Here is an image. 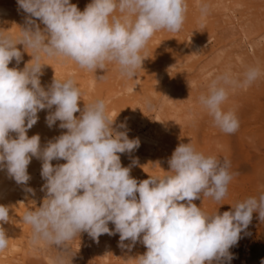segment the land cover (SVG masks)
I'll return each mask as SVG.
<instances>
[{
	"label": "clouds",
	"instance_id": "9594fccd",
	"mask_svg": "<svg viewBox=\"0 0 264 264\" xmlns=\"http://www.w3.org/2000/svg\"><path fill=\"white\" fill-rule=\"evenodd\" d=\"M17 5L27 14L26 26L18 36L0 31V170L26 185L32 158L42 161L45 198L22 217L32 229V242L66 251L82 232L96 242L103 234L118 233L121 248L130 250L137 242L146 246L135 264H230L235 258L230 248L238 244L253 213L264 221V187L258 196L238 201L222 214L197 207L193 201L201 195L221 204L233 174L227 161L221 165L215 155H205L192 143L175 148L163 175L137 181L130 176L131 166H122L119 154L131 153L140 141L118 130L126 128L125 123L113 127L115 118L103 99L81 109L82 92L74 79L55 77L47 90L41 86L46 65L42 57L70 60L94 74L114 64L122 77L133 79L155 33L182 29L186 0H91L83 11L70 0H17ZM200 8L206 15L207 4ZM18 44L32 53L22 70L9 67L13 59L17 65L23 59ZM261 75L257 66L248 67L240 78L226 71L200 95V105L221 132L234 134L240 127L235 111L226 106L230 91L247 89ZM53 106L47 126L60 121L59 128L67 131L42 148L39 134L29 138L27 132L37 123L38 112ZM61 159L66 163H51ZM9 211L0 205V252L10 240L2 226L11 221ZM54 264L65 260L58 256Z\"/></svg>",
	"mask_w": 264,
	"mask_h": 264
},
{
	"label": "rangeland",
	"instance_id": "374dc122",
	"mask_svg": "<svg viewBox=\"0 0 264 264\" xmlns=\"http://www.w3.org/2000/svg\"><path fill=\"white\" fill-rule=\"evenodd\" d=\"M241 8L247 11L245 6ZM26 16L27 14L22 9H8L3 14V19H5L3 23L5 26L16 23L24 24L22 21ZM14 21L16 22L14 23ZM41 26L45 27L42 23ZM200 31H202V28ZM19 33L20 31H17L13 36H18ZM202 33L204 34L203 38L205 37L204 39H207L208 42L214 39L212 35L215 32L211 33V36H206V30L202 31ZM247 34V31L246 33L243 32L238 38L242 43L241 49L247 50V53L251 55V50L248 46L249 39L246 38ZM252 35L254 37L256 34L252 33ZM235 38L237 37L225 40L223 44L215 42L213 51L201 60L207 65L210 73L223 60L230 61V67L239 72V76H236V78L242 77L243 72L251 66H257L262 70V65L259 62L244 63L236 56V51L232 46H229L230 42ZM252 40L254 42H264V36L260 38L256 35ZM157 49L156 45H152L150 48L148 47L147 53L144 54V57L149 58L150 66L161 62L163 53H160ZM193 52L194 46L191 47L182 61L194 63L199 57L194 55ZM19 67L20 65L15 68L18 69ZM198 73V71L184 72L181 76H184V78L195 76L198 80L200 78ZM176 77L171 79L168 89L175 84ZM257 83L258 79L247 89L237 88L229 93L226 106L232 108L235 112L244 108L248 116L230 138L227 137L221 144L214 142L210 145L212 155L216 156L221 165L225 161L228 162V170L233 174V179L228 186V193L221 204H217L210 198L203 197V195H201L200 199L195 200L197 207H201L207 212H213L218 209L219 213L222 214L224 211H229L232 208V204L249 196H258L261 188L264 187V128L261 125L262 118L260 115L263 110L256 95ZM199 86L195 80L192 82L182 81L175 85L170 95L173 101L177 102V107L175 108L180 109V107L187 108L190 106H184L182 102L180 104L178 101H182L189 90H193L196 97L192 100V107L196 110L203 109L199 103ZM110 95L114 96L113 94ZM187 103L190 104V100ZM243 103L246 104L245 107H243ZM159 111H154L153 105L143 101L130 103L127 112L122 114V116H116L113 112L108 111L109 115L115 118L113 127H118L121 123L137 124L134 129L127 130L128 132L131 131L128 133L129 137H132V139L138 138L140 141L139 147L134 152L144 150L147 146H150L149 149L155 152L143 155L140 153L139 156L141 158H137L138 163L135 165L126 163L129 156L127 153L119 154L122 166H131L130 176L137 179V181L148 179L149 175H163V171H168V159L180 143H192L198 151L205 153L204 147L198 142L201 135H198V133L194 134L192 127L183 129L184 127H182L183 125L178 119L164 118L159 122ZM37 115L39 118L42 117L39 113ZM165 126L172 128V133L167 135L168 128ZM214 127L212 126L211 130H215ZM244 127L247 129L242 132ZM122 130H126V128H122ZM66 131V129L49 130L46 127L36 131L32 127L28 130L27 135L30 138L39 134L40 144L43 148L49 140L58 137ZM187 134L195 136L194 140H189L186 137ZM212 139L215 140L214 137ZM51 163L56 166L66 163V161L63 159L53 160ZM41 170L42 161L33 157L27 168L31 179L26 185L17 184L14 179L7 175L6 169L0 170V184L4 182L7 185L5 188L0 185V205L9 207V215L11 217L9 223L2 225L10 240L8 247L4 250L7 255L0 264H54L58 256L64 258L65 264H135L134 259L146 253V246L140 242H137L130 250L119 247L118 233L113 236L103 234L96 242L86 232H82L68 243L66 251L44 243H33L32 229L29 225L22 222V217L27 210H34L43 203L46 193L41 191V188L46 181L41 176ZM252 183L256 185L252 186ZM27 188L33 189L34 193L27 192ZM11 227H15L16 232H9L8 230ZM114 227V224L109 222V228L114 229ZM124 243L130 244V241H125ZM230 252L235 257L230 264H261V260L264 259V221L260 220L258 212L253 213L248 228L241 233V239L237 245L230 248Z\"/></svg>",
	"mask_w": 264,
	"mask_h": 264
},
{
	"label": "bare ground",
	"instance_id": "6f19581e",
	"mask_svg": "<svg viewBox=\"0 0 264 264\" xmlns=\"http://www.w3.org/2000/svg\"><path fill=\"white\" fill-rule=\"evenodd\" d=\"M70 2L75 4L80 11H83L91 0H70ZM186 3L188 8L182 29L178 32L165 30L155 33L143 50L142 55L144 56V54L147 53L148 47L150 48L152 45H156L158 48L157 50L163 53L161 62L150 66L149 58L145 57L142 62V68L137 70L136 76L133 79L122 77L114 64H108L107 70L97 69L94 74L79 68L70 60L42 57L41 63L46 65L43 66V75L40 77L41 86L47 90V87L55 77L60 80L72 78L82 92V99L78 102L80 108L83 109L85 104L97 99H103L107 104L108 111L113 112L116 116H122V114L126 113L132 102L143 101L151 104L154 106V111L160 110L158 112L159 122L164 118H174L181 121L182 127H184L183 129L192 127L194 134L198 133V135H201L198 142L204 147V154L212 155L213 153H211L212 150L210 145L214 142L221 144L224 139L227 137L230 138L232 134H225L221 132L219 128L214 127L211 117L204 109L196 110L192 107V100L196 97L193 90H189L183 100L178 101L180 104L182 102L184 106L190 105L187 108L180 107V109H176L177 102H174L170 95L175 85L182 81L192 82L195 80V82L200 85L198 95H201L206 93L209 83L218 75L227 71L231 72L234 77L239 76V72L230 67V61L227 62L223 60L211 73L207 65L204 64V61H201L213 51V46H215L216 43L223 44L225 40L237 37L229 44V46H232L236 51V56L244 63L257 61L262 65L263 71L261 77L258 79L256 95L261 109L263 110V113L260 115L262 118L261 125L264 128V42H254V40H252L256 35L260 38L264 36V0H186ZM201 4H207L208 6L206 15L201 13ZM242 6H245L247 11L241 8ZM15 8H18L17 0H0V31H6L8 34L14 35L17 31H21L20 28L26 26V17H24L22 21L24 24L16 23L9 26L4 25V12L8 9ZM15 22L16 21H14V23ZM36 22L40 24L41 29L44 28L41 26V22L38 19ZM201 28L202 31L206 30V36H211L210 34L215 32L212 35L214 39L209 42L207 39H204L205 37L203 38L204 34L202 31L199 32ZM246 31L248 32L246 38L249 39L248 46L250 47L251 55L247 53V50L241 49L242 43L238 38L243 32L246 33ZM252 33L256 35L253 37ZM192 46H194L193 54L199 58L191 64V62L189 63L182 60ZM17 48L21 51L23 56L19 64L20 69L18 68V70H22L24 66L31 61L32 53L30 49L25 50L22 44H18ZM19 65H17L15 59H13L9 67L12 68ZM191 71H198L200 78L197 80L195 76L192 78H184V76H181L182 73ZM82 72H84V74H82ZM95 75L97 77L105 75V78L99 80ZM173 77H176L175 84L168 89ZM188 100H190V104L187 103ZM245 105L246 104L243 103V107H245ZM49 111H55V106H53L51 110L45 109L38 112L42 117L39 118L37 123L33 126L36 131L44 129V127L49 130H63L59 128L60 121H57L51 128L47 126L46 116L49 114ZM236 111L235 113L239 119L240 125H242L243 120L246 119L248 114L244 108ZM75 115L79 116L80 113L78 112ZM126 125V130H122V128H119V130H132L137 124L134 123L130 125L127 123ZM212 126L215 130H211ZM165 127L168 128L167 126ZM245 129L247 128L244 127L242 132H244ZM171 130L172 128H168L167 135L172 133ZM130 132L131 131H127V134ZM191 134H187L186 137L193 141L195 136ZM9 135L14 139L16 134L10 133ZM213 137L215 140L212 139ZM129 139H132V137H129ZM149 148L150 146H147L144 150L127 153L129 156L126 163L132 165L133 160L141 158V156H139L140 153L141 155L145 153H155ZM0 185L3 188L7 187L4 182ZM253 185L256 184L252 183V186ZM193 203H195V200ZM8 231L16 232V229L15 227H11ZM6 255L7 253L5 251L0 252V262L5 259Z\"/></svg>",
	"mask_w": 264,
	"mask_h": 264
}]
</instances>
